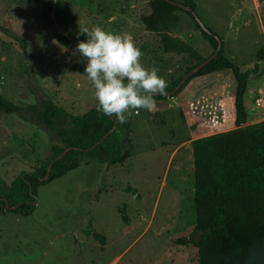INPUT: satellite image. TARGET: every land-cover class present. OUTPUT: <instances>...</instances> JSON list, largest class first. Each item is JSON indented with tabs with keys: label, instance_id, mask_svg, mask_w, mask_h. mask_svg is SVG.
<instances>
[{
	"label": "rangeland",
	"instance_id": "rangeland-1",
	"mask_svg": "<svg viewBox=\"0 0 264 264\" xmlns=\"http://www.w3.org/2000/svg\"><path fill=\"white\" fill-rule=\"evenodd\" d=\"M150 1L0 0V25L7 31L0 32V96L26 110L39 107L35 92L42 88L70 114L93 107L94 89L83 75L86 61L73 54L86 40L78 35L79 26L131 34L143 52L141 62L157 67L169 86L195 62L163 52L164 33L146 30L140 16ZM193 2L203 22L223 39L225 56L243 71L253 69L264 47V0ZM177 16L178 26L168 34L211 56L214 48L194 20L185 11ZM60 33L70 40L69 47L56 40ZM263 69L264 62L251 75L245 95L248 125L264 121ZM222 91L224 120L201 124L192 97L199 93L214 101L209 97ZM235 92L233 75L217 72L192 80L180 96L169 98L168 106L133 114L125 123L132 156L123 164L84 157L79 168L39 188L32 215L5 211L0 264H199L198 248L177 242L189 238L196 225L192 142L235 129ZM25 114L0 112V193L22 172L47 163L52 146L61 144L38 112ZM87 232L103 235L105 245Z\"/></svg>",
	"mask_w": 264,
	"mask_h": 264
},
{
	"label": "trees",
	"instance_id": "trees-1",
	"mask_svg": "<svg viewBox=\"0 0 264 264\" xmlns=\"http://www.w3.org/2000/svg\"><path fill=\"white\" fill-rule=\"evenodd\" d=\"M173 0H151L141 12L140 21L147 31L164 34L161 47L165 53L187 55L195 62L179 79L167 87L173 92L182 79L193 69L204 63L222 47L218 57L189 78L172 96L185 92L192 80L213 73L233 75L236 84L234 106L235 129L197 138L192 142L195 176L196 225L189 238L177 240L180 244L193 243L198 248L199 264H264V121L248 125L249 112L245 95L252 74H257L264 62V47L256 54L253 69L243 71L224 54V42L218 33L207 26L197 14L193 0L184 5L196 13L204 29L191 12L172 3ZM175 2V1H173ZM178 11H185L195 23L201 35L214 48L209 57H203L191 45L168 34L178 26ZM0 32L7 31L0 25ZM56 40L65 47L70 40L63 34H56ZM264 71V69H263ZM39 107L23 110L0 96V112L5 114L38 112L39 121L49 131L61 138V144L52 146L53 156L43 166L29 172H22L9 187L0 193V217L10 211L27 217L35 211L38 190L53 180L64 177L79 168L84 157L123 164L132 156L130 144L126 141L127 124L119 123L114 116H105L97 110L96 104L80 115L70 114L55 103L44 89L36 88ZM201 94L191 99L193 113L204 125L215 126L224 120V107L218 100L209 101ZM166 95L155 97L157 106L169 105ZM26 120H30L26 117ZM65 156L55 160L63 153ZM46 178L48 167L52 164ZM127 191H132L127 188ZM6 202L10 207L6 209ZM105 245V237L97 232H87Z\"/></svg>",
	"mask_w": 264,
	"mask_h": 264
},
{
	"label": "clouds",
	"instance_id": "clouds-1",
	"mask_svg": "<svg viewBox=\"0 0 264 264\" xmlns=\"http://www.w3.org/2000/svg\"><path fill=\"white\" fill-rule=\"evenodd\" d=\"M73 54L86 61L83 75L92 84L97 110L123 124L141 110L155 112L157 95L167 94V81L155 66L146 68L143 52L129 33L116 34L101 26H79Z\"/></svg>",
	"mask_w": 264,
	"mask_h": 264
},
{
	"label": "water",
	"instance_id": "water-1",
	"mask_svg": "<svg viewBox=\"0 0 264 264\" xmlns=\"http://www.w3.org/2000/svg\"><path fill=\"white\" fill-rule=\"evenodd\" d=\"M172 3L173 4H175V5H177L178 7H180V8H182V9H184V10H187V11H189V12H191L192 13V15L195 17V19L197 20V22L200 24V26L204 29V24H203V22L196 16V13L193 11V10H191V9H189L188 7H186L184 4H181V3H177V2H173L172 1ZM221 47H222V43H221V41H219V43H218V47H217V50L215 51V53L211 56V57H209L204 63H202V64H200L199 66H197L195 69H193L191 72H189L183 79H182V81L179 83V85L176 87V89L173 91V92H167V96L168 97H171V96H173L188 80H189V78L191 77V76H193L195 73H197L198 71H200L202 68H204L205 66H207L208 64H210L212 61H214L217 57H218V55H219V52H220V50H221ZM127 141V139L125 140V142ZM66 152L67 151H65V152H63L56 160H55V162L56 161H58V160H60L61 158H63L64 156H65V154H66ZM54 163H52L49 167H48V171H47V175H46V178H48L49 177V175H50V171H51V167H52V165H53ZM5 208L6 209H13V210H15V209H17L18 208V206H15V207H10L9 206V204H8V202H6V206H5Z\"/></svg>",
	"mask_w": 264,
	"mask_h": 264
},
{
	"label": "crops",
	"instance_id": "crops-1",
	"mask_svg": "<svg viewBox=\"0 0 264 264\" xmlns=\"http://www.w3.org/2000/svg\"><path fill=\"white\" fill-rule=\"evenodd\" d=\"M210 75H212V74H209V75H206V76H210ZM220 88V87H219ZM217 95L216 96H214V97H209V99L210 100H212V98H215L214 100H219L220 102H221V104L223 105V107H224V109L226 108L225 106V104H226V100H225V98H224V93H223V91L222 92H220V93H216ZM222 126H225L224 124H222Z\"/></svg>",
	"mask_w": 264,
	"mask_h": 264
}]
</instances>
